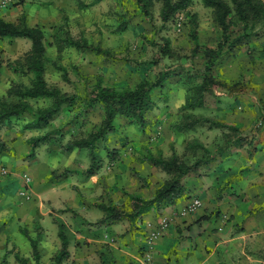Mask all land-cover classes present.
<instances>
[{
    "label": "rangeland",
    "instance_id": "1",
    "mask_svg": "<svg viewBox=\"0 0 264 264\" xmlns=\"http://www.w3.org/2000/svg\"><path fill=\"white\" fill-rule=\"evenodd\" d=\"M91 1L25 0L17 4V0H0V17L14 21L24 14L27 24L42 27L46 46L45 80L67 93L89 90L97 79L125 89L141 79H153L158 73L166 77L162 86L151 92L153 105L146 113V131L141 132L138 125L116 117L115 130L106 136L105 143L98 144L101 162L91 176L84 172L90 163L87 151H65L63 147L69 140L85 136L99 123L100 106L78 115L76 107L63 105L42 129L25 128L30 120L26 114L0 125V137L8 148L0 153V264H21L16 253L25 259V264H54L53 259L61 248L58 223L64 225L69 240L67 251L71 250L60 264H117L111 249L126 236L143 234V229L149 234L159 217L168 219L170 224L176 219L187 221L199 211L208 213L206 217L211 219L193 224L189 231L179 229L172 240L175 245L172 249L184 252L205 249V264L245 262L247 255L243 259L238 255L243 240L237 239L233 244L225 241L240 227L238 223L227 227L236 212L243 218L244 212L252 214L264 205V195L259 193V187L264 185V145L261 144L264 141V24L257 25L256 34L247 39L249 43L243 42L221 56L212 70L221 83L201 92L200 106L186 110L180 107L192 94L191 87L199 81L203 67L201 54L192 55L188 30L193 19L202 50L215 49L220 29L212 20L211 8L201 0H185L183 8L163 21L159 15L161 0H151L150 19L139 12L135 0ZM122 25L125 29H120ZM55 33L85 39L113 56L108 59L58 45L53 38ZM164 46L167 55L161 54ZM29 47L30 41L24 38L0 39V98L7 97L6 91L13 84H29L31 73L15 74L6 66L22 57ZM31 103L45 106L49 100L37 99ZM187 113L191 115L185 117ZM74 115H77L75 124L65 126L61 140H51L30 152L31 139L62 126ZM190 121L192 128L186 131L173 126ZM236 138L241 139V144L233 141V148L225 146ZM204 149L214 156L182 178L185 189L174 205L153 206L132 221L124 217L112 223L102 222L105 215L98 205L113 204L130 211L126 191L149 197L170 177L160 167L138 163L136 157L140 153L149 150L165 158L175 153L191 164L200 157L208 158ZM107 151L114 152L113 159ZM229 152L230 156L235 154L233 160L228 158ZM245 160H249L248 166ZM228 166L231 167L226 169ZM257 166L262 174L253 173ZM66 169L71 172L64 176ZM24 174L30 177L28 183L22 179ZM138 174L145 177L146 186L138 180ZM193 198L201 204L190 211L186 205ZM149 214L154 220L147 218ZM21 230L37 238L38 259ZM147 234L137 249L139 264L148 248ZM154 245L150 249L152 264ZM243 250L249 254L247 261L253 263L251 252L246 253V247ZM193 258L186 257L183 264H198L203 255L199 253Z\"/></svg>",
    "mask_w": 264,
    "mask_h": 264
},
{
    "label": "trees",
    "instance_id": "2",
    "mask_svg": "<svg viewBox=\"0 0 264 264\" xmlns=\"http://www.w3.org/2000/svg\"><path fill=\"white\" fill-rule=\"evenodd\" d=\"M25 0H17V4L23 3ZM100 0H92L91 3H97ZM202 3L211 8L212 20L220 29V38L215 45V49L204 48L200 44L196 31V24L191 20L188 35L192 43V55L201 54L202 57V73L199 81L192 86V94L187 97L180 109L193 110L202 104L201 92L207 90L215 83H221L217 77L212 75L215 64L219 61L225 52H231L241 45L248 42L247 39L254 36L255 28L258 24H264V0H201ZM162 6L160 10V18L167 21L172 13L185 6V0H161ZM136 7L144 18L150 19L151 0H135ZM120 29H125L122 25ZM3 38H24L30 41L28 51L22 56L6 66L15 74L26 75L31 73L29 84L16 83L8 87L6 98H0V125L7 123L11 118H17L24 114L28 115L30 120L24 126L27 129H42L58 115L63 105L74 106L78 109V115L88 113L95 106L101 107V119L94 128L85 136L69 140L63 147L65 151L75 149H85L88 153L90 163L85 169L87 176L96 173L100 166V156L98 144L105 143L106 136L115 130L114 119L123 117L129 124L138 125L141 132L146 131V113L152 108L153 99L151 92L162 86L166 75L158 73L153 79H141L134 85L117 89L111 85L103 84L97 79L89 90L81 93H67L57 85L49 84L44 77L45 63V37L41 26L29 25L26 22L25 15L22 14L16 20L10 21L0 17V39ZM53 38L58 45H66L74 47L82 52H92L96 55L111 58L113 55L107 49L87 42L85 39H75L70 36H61L57 33L53 34ZM161 54L167 55V46L161 47ZM48 99L49 103L45 106H34L31 100ZM191 114L187 113L185 117ZM262 118H264L262 116ZM77 115L64 122V124L55 129H51L41 136L29 141L30 152L32 153L41 144L50 142L51 140H61L65 135V126L75 124ZM192 121L188 123H176L173 126L179 131H186L192 128ZM235 130L236 128L230 127ZM233 141L241 144V139L236 138L226 142L227 148H233ZM243 144V143H242ZM107 149V147L104 145ZM201 147V145H199ZM7 145L0 137V153L6 151ZM108 150V149H107ZM108 152V151H107ZM208 158L195 160L188 164L179 158L175 153L165 158L161 154L154 155L149 150L146 153H140L136 157L138 163L146 162L152 166L162 168L170 177L159 185L153 194L149 197L142 193L126 191V197L130 204V211L124 210L122 206L113 204H100L98 207L104 212V220L102 222L112 223L129 218L131 221L137 217L147 213L153 206L158 208L174 205L179 197H181L185 186L182 184V178L189 172L194 171L199 165L206 164L214 156L204 149ZM114 152H108L111 159ZM230 153V152H229ZM221 156V154H220ZM67 172L66 169L64 176ZM142 185L146 186V179L141 175H137ZM22 234L27 237L31 243L32 251L35 259H38L39 251L37 248V238L29 237L25 230H21ZM58 236L61 240V248L57 256L53 259L54 264H60L68 255L67 246L69 243L63 223H58ZM15 257L20 260L21 264H25V259L19 257L16 253Z\"/></svg>",
    "mask_w": 264,
    "mask_h": 264
},
{
    "label": "crops",
    "instance_id": "3",
    "mask_svg": "<svg viewBox=\"0 0 264 264\" xmlns=\"http://www.w3.org/2000/svg\"><path fill=\"white\" fill-rule=\"evenodd\" d=\"M246 43H249V41ZM261 144L264 145V141H262ZM236 151H239V150L237 149ZM228 155H229L228 158H230V160H233L235 154L234 156H230L231 155V152H230ZM247 161L249 162V160H245L244 164H247L248 166L249 163ZM229 167L231 166H228L225 168L228 169ZM252 171L253 173H256V174L257 173L262 174V169L258 168V166ZM247 173H249V171ZM259 188H261L259 193L264 195V185L263 187H259ZM248 212L249 211L244 212L243 218L242 216L241 217L239 216L240 213L236 212L234 215L235 218H233L229 223H227V227L229 228L234 227V225H236L237 223L239 224L240 227L236 228L237 229L236 234H234V236L231 235L233 237L228 238L225 242H231L233 244V242L236 241L237 239L243 240L242 245H241V250L239 251L238 255L242 259L244 258L245 255L247 256L245 257V262H242L241 264H264V260H263L264 258V255H263L264 254V250H263L264 248V205L263 207H258L256 211H254L252 214H248ZM207 215L208 213H200L199 211L197 212L196 215H193L192 218L188 219L187 221L186 219H182V220L176 219V220H173L170 224H168V227L163 232L162 236L158 238V240L156 241L154 245V249H155L154 264H183V259H185L186 257L189 258L191 255L194 257L193 259H196L199 253H202L203 258L199 260L198 264H205L206 259H207V251L205 249L200 250L197 248L196 250L192 252L190 250L184 252L178 249H177L178 251H176L172 249L175 246L172 244L173 242L172 240L175 239L176 234L179 231V229L180 230L182 229L183 231L184 230L189 231L192 229L193 224L200 225L202 221L210 220L211 218H207L206 217ZM147 218L154 220L153 216L151 217L150 214L147 216ZM159 218H157L156 220H158ZM145 230L146 229H143V234L140 233L138 235H135L134 237H131L129 235L126 236L122 240V243L121 241H119L117 243L118 245H116L114 249H111L112 252H114V255L116 257L115 260L117 259L116 260L117 264H136L137 259L139 258L137 256L138 246H141L143 244L144 237L148 233V231L146 232ZM237 231L239 234H237ZM202 232L209 235L207 230L203 229ZM202 232H201V236L203 234ZM76 238L78 239L80 237H76ZM214 238L217 240V237H214ZM2 242H4V240H2ZM203 244H204V241H203ZM245 247L247 248L246 253H249L250 251L252 254V257H254V261H252L253 263H249V261H247L249 254H245L243 250ZM70 251L71 250L68 249L69 254H70ZM229 254H230V257L233 256L232 252ZM137 264L139 263L137 262Z\"/></svg>",
    "mask_w": 264,
    "mask_h": 264
},
{
    "label": "built area",
    "instance_id": "4",
    "mask_svg": "<svg viewBox=\"0 0 264 264\" xmlns=\"http://www.w3.org/2000/svg\"><path fill=\"white\" fill-rule=\"evenodd\" d=\"M22 179L24 180V182L28 183L30 181V177L27 174H24L22 176ZM22 194H24V192H22ZM201 202L199 199L197 198H193L189 201V203L186 205V208L190 211L194 210L195 208H197L198 206H200ZM169 224V220L164 218V217H160L157 220V224L155 225V227L153 228V231L149 232V234L147 235V239H148V248H146L143 252V257H142V264H152V254L150 249L152 248V246L154 245L156 239L160 238L163 234V232L166 230V228L168 227Z\"/></svg>",
    "mask_w": 264,
    "mask_h": 264
}]
</instances>
